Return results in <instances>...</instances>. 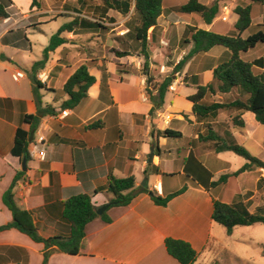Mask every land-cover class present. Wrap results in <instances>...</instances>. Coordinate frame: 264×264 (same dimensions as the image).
Masks as SVG:
<instances>
[{
	"label": "crops",
	"instance_id": "obj_1",
	"mask_svg": "<svg viewBox=\"0 0 264 264\" xmlns=\"http://www.w3.org/2000/svg\"><path fill=\"white\" fill-rule=\"evenodd\" d=\"M3 1L0 0V4ZM50 1L52 6L44 9L40 4L32 8V0H28L30 4L26 8L16 0H11L12 4L4 11L6 16L0 15V226L13 219L11 211L3 202V196L20 171L25 174L14 188L16 202L20 208L32 213L39 233L44 238L69 234V225L62 218V203L66 200L89 194L96 207L108 205L113 198L106 191L111 174L117 178L134 176L137 190L148 188L166 197L182 189H173L167 177L175 174L183 177L188 173L190 177L186 176L185 191L173 198L166 207L156 205L150 194L139 193L126 207L108 208L105 212L110 222L106 223L99 217L86 226V237L79 255L55 252L49 264H180L168 254L165 247L167 238L189 242L198 252L195 264H199L202 258L206 260L203 264H222L223 257H228L230 252L231 260L247 262L249 259L241 257L239 251L247 243L246 239L252 241L254 237L235 238L237 228L241 226L236 227L229 236L226 229H221L220 224L212 219L214 199L225 203L232 201L224 199V192L214 197L208 186L216 181V175L236 171L219 169L214 172L211 167L213 154L219 160L218 157L229 152L209 151L205 144L196 140L197 134L205 130L196 121L192 113L193 104L188 97L196 93L198 86L184 81L174 84L165 97L164 106L150 114L153 105L146 94V77L140 70L143 61L140 55H137L138 62L132 65L125 62L124 59L128 57L118 58L115 53L108 57L106 52H100L96 59H89L76 51L85 37L96 36L102 41L107 36L104 29H78L73 33H65L63 36L72 42L50 53L45 68L39 70L37 76L43 73L46 78L42 82L46 89L40 90L43 106L51 105L56 114L41 117L39 127L29 140L31 159L27 161V170H22V161L12 155V149L17 129L30 130L31 126L24 122L25 116L38 112L30 73L34 63L43 58V51L51 37L74 16L98 21L105 27L115 26L110 28V34L125 27L127 21V16L113 9L103 12L96 8L100 12L99 17H102L99 19L86 14L89 8L84 2L77 0L76 4L70 6L68 0H62L56 6L54 3L57 0ZM115 13L125 19H118ZM214 25H208L205 30L212 29ZM49 27H54L51 33L47 32ZM17 29H25L31 44L30 50L4 42V39L17 42L13 36H8V33ZM37 33L44 34L49 42H40L41 49L36 59H32V36ZM120 41L125 46L131 45L125 38H120ZM103 47L105 50L107 45L103 44ZM223 52L229 54L224 47ZM123 63L132 66L133 70H121L120 73L117 66ZM83 64L90 67L96 82L89 89L88 97L76 108L62 110L61 105L68 96H61L59 92ZM206 67L203 72L205 85L213 80V70L217 65ZM103 69H106L109 78L108 90L102 91ZM18 72L23 73L24 77L15 80L14 76ZM201 74L191 76H200L202 83ZM207 74L210 75V81L206 80ZM182 84L194 86L195 92L182 93ZM180 101L187 103L186 111L178 109ZM64 111H67L66 115L62 114ZM167 115L172 116V119L164 120ZM219 118L213 124L219 123ZM94 122L99 123L100 127L86 128ZM174 123L177 128H172ZM166 129L181 132L182 137L179 139L184 144L182 147H172L168 139L160 138L157 141L160 150L156 152L151 132ZM231 130L237 139L236 130ZM152 148L154 156L151 162ZM155 153L158 155L155 156ZM191 153L196 160L183 164V160L188 159ZM180 161L182 171H170V166ZM200 165L212 174L211 178ZM260 171H263L261 175L264 177V169H256L230 177L226 184L217 187L225 188L233 179L238 183L244 177ZM152 177L155 178L153 184L150 181ZM260 179L257 177L255 183L262 189L263 184L259 186ZM239 185L238 189L226 194L241 196L243 201L249 203L252 213L264 207L263 202L255 199L257 190L252 193L244 183ZM227 241L233 250L227 248ZM43 249V244L34 242L16 229L0 233V264H42Z\"/></svg>",
	"mask_w": 264,
	"mask_h": 264
},
{
	"label": "trees",
	"instance_id": "obj_2",
	"mask_svg": "<svg viewBox=\"0 0 264 264\" xmlns=\"http://www.w3.org/2000/svg\"><path fill=\"white\" fill-rule=\"evenodd\" d=\"M84 1L78 0L80 3ZM168 1L170 0H102L103 6L102 8L100 7L103 12L113 9L125 16L131 14L125 23L127 32L123 36L129 41H135L139 46V55L143 59L142 74L146 77V94L153 105L150 114L164 106L165 97L174 82L172 75H168L162 81H158L151 73V48L152 44L157 40L155 29L158 26L159 18L163 15L165 7L168 5ZM252 1L261 2L263 0ZM11 4V0H4L0 4L1 16H6L4 12L5 8ZM38 5V0H32V8ZM132 9L133 11L131 12ZM179 12L197 15L203 19L205 24L212 25L218 16L219 5L215 3L212 6H207L199 0H186V3L179 7ZM235 13L238 16L236 23L224 34L192 27L191 39L184 41L187 45L192 44V48L175 66V71L180 72L190 59L199 54L208 53L214 47H224L229 52V57L214 68L213 81L211 83L202 85L200 82L201 77L197 75L191 77L185 76L183 80L186 83L189 82L198 86L196 93L188 97V100L193 104L192 113L196 121L201 123L203 128H205L204 133L199 132L197 134L196 140L205 144L209 151L216 153L232 152L246 161L236 172L222 174L218 180L208 186V190L212 187L226 184L230 177H236L242 173L256 169H264V161L254 157L240 144L231 130L237 128L240 130L245 129L246 124L243 116L246 113H252L256 121L264 126V59L260 58L254 62H247L243 58V55L256 49L259 45H264V24L254 26L253 21L257 17V14L253 4L245 7L238 6L235 9ZM251 27L255 28L256 31L246 35ZM93 28L108 30V28L98 21L94 22L81 16H74L70 22L62 25L51 37L49 45L43 51V58L32 66L30 80L33 85L38 112L36 115H26L24 118V122L31 126L30 130L17 129L12 149L14 157L19 158L21 161L24 158L28 161L31 159L28 147L32 132L36 131L39 127L41 117L56 114L55 109L51 105L43 106L40 90L46 89V86L38 79L37 74L39 70L45 68L50 53L72 42L63 36L65 33H73L78 29L86 30ZM8 36H13L17 42L10 39H4V42L13 43L20 48L31 49L25 29L12 31L8 33ZM114 53L118 58L132 56L130 51L114 50ZM103 70L102 91L108 90L107 81L109 78L106 69ZM95 82L96 78L90 73V67L87 64L81 65L59 92L61 96H68V99L62 103L61 109L72 110L76 108L83 99L88 97V91ZM224 95H232L234 99L230 102L212 100ZM223 111L234 112L236 115L231 121L233 125L220 132L213 122ZM98 127H100V124L94 122L86 128L96 129ZM151 134L155 139L152 145L156 152L160 150L157 144L160 138L173 139L182 137L181 132L172 129L152 131ZM157 155L155 153V156ZM188 159L196 160L193 153L190 154ZM200 166L204 171L209 173L202 165ZM154 167L158 169L157 166ZM194 173L197 174L195 171ZM23 174L25 173L22 171L17 173L10 188L3 196V202L11 211L13 219L10 223L0 226V233L16 229L30 237L34 242L43 244L42 264H49L50 257L55 252L72 256L79 255L86 237V226L99 217L106 223L110 222L106 212L101 216L97 214L99 208L94 205L92 195L82 194L62 203V218L69 225V234L67 236L49 238L42 237L34 222L32 213L20 208L15 199L14 188ZM209 174L211 178L212 174ZM186 176L190 177L188 173ZM262 181V179L259 180V186H261ZM106 191L113 195L112 200L108 204L109 209L130 205L139 193L150 194L156 205L166 207L173 198L185 191V187L173 194L162 197L156 191H151L148 188L137 190L134 176L117 178L111 174ZM212 219L223 226L227 234L231 236L234 229L238 226L264 225V207H259L256 212L252 213L249 211V203L243 201L241 196H238V200L232 203H225L214 199ZM165 247L168 254L180 264H195L198 260V252L189 242L184 240L167 238L165 240ZM262 248L264 250V244Z\"/></svg>",
	"mask_w": 264,
	"mask_h": 264
},
{
	"label": "rangeland",
	"instance_id": "obj_3",
	"mask_svg": "<svg viewBox=\"0 0 264 264\" xmlns=\"http://www.w3.org/2000/svg\"><path fill=\"white\" fill-rule=\"evenodd\" d=\"M17 3L26 8L30 4L28 0H16ZM62 0H57L54 4L59 6ZM202 4L207 6H212L213 4L217 3L219 5V13L217 18L214 20L212 31L214 32H224L230 30V28L236 23L237 15L235 13V9L238 6H248L249 4H253L256 8L257 17L254 19L253 24L257 26L259 24H264V0L261 2H253L252 0H199ZM77 0H68L67 3L72 6V4H76ZM86 7L89 10H86V14L90 17H95L101 19L99 17V11L96 8H100L99 5H102V0H85L84 1ZM186 3V0H170L168 1V5L165 7L163 15L159 18L158 26L155 29V33L157 34V41L152 44L151 48V73L155 77L156 80L162 81L166 76L172 75L173 76V85L178 84L179 82L182 83L184 76H191L192 74L202 73V85H205L204 80V69L206 68H213L218 65L220 62L226 60L229 57V54L223 52V47H215L212 51L208 54H199L192 59L183 67L180 72L175 71V66L179 63V61L187 55L191 48L192 44L187 45L184 43L185 40H190L192 35V27L197 29H207L208 25L205 24L203 19L194 14H185L179 12V7ZM40 7L48 8L52 6V2L50 0H39ZM133 11V10H132ZM117 15L118 19H125L124 16ZM131 15V14H130ZM130 15L127 16V20L129 19ZM226 18V19H224ZM54 27L47 28V32L51 33L50 31ZM108 30L106 29L107 36L100 41L96 36L85 37L88 39H83V42L79 43V47L76 49L78 53L83 58L89 59H96L100 52H106L108 57H112L114 54V50H121V51H130L132 53L131 57L128 59H124L125 62L129 64L135 65L137 63V57L139 56V46L135 41L130 40L131 45L125 46L121 41L120 38H125L123 35L126 33L127 29L125 27L118 28L116 31L112 32L111 34L108 33L110 28H115V26H107ZM262 29V28H261ZM256 31L255 28L251 27L246 35L252 34ZM222 33V34H224ZM127 40V38H125ZM32 40L34 42V52L32 53V59H36V55L39 53L41 46L40 42L48 43L49 38L46 37L44 34H35L32 36ZM94 43H93V42ZM129 41V40H128ZM103 44L107 45L106 49L104 50ZM138 55V56H137ZM195 58V60H193ZM243 58L247 62H254L260 58L264 59V45H259L256 49L251 50L247 54L243 55ZM142 65L141 63V73H142ZM117 70H133L132 66L127 65L126 63L118 64ZM257 70V69H256ZM260 70V69H258ZM261 72V71H260ZM118 74H120L118 72ZM206 80L210 81V75H206ZM213 81V80H212ZM211 81V82H212ZM209 82V83H211ZM147 85V84H146ZM172 85V86H173ZM182 93H194L195 87L194 86H185L182 84ZM171 86V87H172ZM169 88V90L171 89ZM234 99L232 95H224L222 97L213 98V101H222V102H230ZM188 105L185 101H180L178 103V109L181 111H186ZM236 115L234 112L223 111L219 114V123H215L214 126L220 131L223 132L228 127L232 126L231 123L233 117ZM164 120L172 119V116L168 115L163 118ZM244 119V116H243ZM218 120V119H217ZM245 129H235L237 133V140L240 144H242L254 157L264 161V126L260 125L254 115L252 113H246L245 115ZM172 128H177L175 123L172 125ZM236 128V127H234ZM205 129V128H203ZM168 144L172 147H182L184 141L179 138H171L168 139ZM213 164L212 170L214 172L218 171L219 169H225L227 171H237L239 170L245 163V159L237 156L236 154L229 152L223 157H218L219 160L216 159L217 155L213 154ZM183 158V157H182ZM181 159V158H180ZM204 161V158H201ZM191 159L185 158L183 160V164L188 163ZM180 163H176L175 165L170 166V171H182L180 170L181 166ZM223 165V166H222ZM261 173H255V175H248L244 177L241 182L236 180H232V182L227 187H212L210 189L211 194L214 197H219L221 193L224 192V199L226 201L236 202L238 200V195L229 196L226 194L227 192L235 191L238 189L239 183H244L246 187L253 193V191L257 190L256 200L261 201L264 203V177ZM261 178L263 181V188L257 187L256 179ZM169 180V184L173 189H181L186 187V175L183 177L175 174L173 176L167 177ZM220 178L219 175H216V180ZM151 184L154 183V177L150 178ZM240 186V185H239ZM221 226V225H220ZM221 229L223 226L220 227ZM252 235L254 240L250 241L246 239V244L242 249L239 251V255L241 257H245L249 259L247 262H238L235 260L230 259V253L228 257H223L222 264H264V250L262 249L261 244L264 243V225L257 224L250 227H238L235 238H248ZM232 242V241H231ZM229 246L228 249H232L230 247V242H226ZM243 246V243L240 244ZM233 250V249H232ZM206 260L204 258L201 259L199 264H203Z\"/></svg>",
	"mask_w": 264,
	"mask_h": 264
},
{
	"label": "water",
	"instance_id": "obj_4",
	"mask_svg": "<svg viewBox=\"0 0 264 264\" xmlns=\"http://www.w3.org/2000/svg\"><path fill=\"white\" fill-rule=\"evenodd\" d=\"M33 135H34V132H32V134H31V137L33 138ZM31 138V139H32ZM31 139H30V141H31ZM153 156H154V148H152L151 149V154H150V161L152 162V159H153ZM27 159L26 158H24L23 159V161H22V170L23 171H26L27 170ZM109 208V205H105V206H103V207H101V208H99L98 210H97V214L99 215V216H101L107 209Z\"/></svg>",
	"mask_w": 264,
	"mask_h": 264
},
{
	"label": "built area",
	"instance_id": "obj_5",
	"mask_svg": "<svg viewBox=\"0 0 264 264\" xmlns=\"http://www.w3.org/2000/svg\"><path fill=\"white\" fill-rule=\"evenodd\" d=\"M224 19H226V18H224ZM23 77H24L23 73L18 72V73L14 76V79H15V80H18V79L23 78ZM38 79H39L41 82H45V80H46L45 75H44L43 73H41V74L38 75ZM171 89H173V87H171ZM62 114H63V115H66V114H67V111L62 112ZM155 188L158 189L156 186H155Z\"/></svg>",
	"mask_w": 264,
	"mask_h": 264
}]
</instances>
